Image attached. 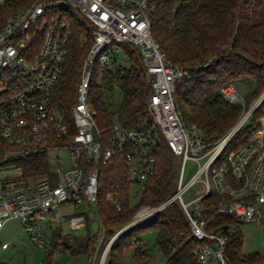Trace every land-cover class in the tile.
Wrapping results in <instances>:
<instances>
[{
  "label": "built area",
  "instance_id": "built-area-1",
  "mask_svg": "<svg viewBox=\"0 0 264 264\" xmlns=\"http://www.w3.org/2000/svg\"><path fill=\"white\" fill-rule=\"evenodd\" d=\"M9 1L0 0V9ZM156 1L22 0L21 6L8 11L0 21V137L9 146L39 145L67 136L68 123L53 104L52 93L62 74L73 20L83 19L91 37L70 111L75 134L67 146L48 149L65 150L66 163L59 156L50 163L57 177L54 183L48 175L25 177L19 166L0 167V231L6 222L16 219L32 241L45 245L48 240L41 224H62L66 217L61 206L96 208L101 167L116 155L124 157L131 184L143 189L154 172L152 147L157 137L177 158L173 193L161 205L137 212L135 220L119 229L112 239L176 203L188 223L190 237L198 242L194 250L196 263L228 264L225 248L229 230H208V209L201 201L218 197L212 213L232 218L236 226L264 222V121L247 142L235 150H226L264 102V92L246 109L233 83L220 89L225 101L242 104L243 109L234 125L216 142L207 141L200 128L187 126L176 93L192 74L188 68L173 65L151 34L150 17ZM79 41L84 43L86 36L80 34ZM123 45L130 46L141 58L148 88L145 115L137 119L133 128H127L116 120L115 113L105 134L94 120L90 84L96 68L106 69L116 63V54ZM188 164L193 171L186 179ZM194 186L198 187L193 197L185 200L184 194ZM66 220L73 230L86 224L84 213ZM111 242L102 246L96 264L106 263ZM101 244L102 236L96 249ZM8 247L9 243H0V250Z\"/></svg>",
  "mask_w": 264,
  "mask_h": 264
},
{
  "label": "trees",
  "instance_id": "trees-1",
  "mask_svg": "<svg viewBox=\"0 0 264 264\" xmlns=\"http://www.w3.org/2000/svg\"><path fill=\"white\" fill-rule=\"evenodd\" d=\"M22 0H10L0 9V21ZM151 34L175 66L188 68L191 79L177 88V101L187 126L200 128L205 139L216 142L236 122L242 112L239 103L225 101L220 89L236 80L252 76L255 88L250 100L264 91V0H157L150 17ZM90 29L82 19L73 20L72 35L68 42L62 74L57 80L52 102L64 114L68 134L62 139L39 145L9 146L0 137V167H22V175L36 177L48 175L54 183L57 177L50 170L48 149L67 146L75 128L70 116L74 104V91L83 59L91 45ZM84 34L86 41L80 43ZM127 66L113 64L106 69L96 68L90 84L89 101L94 120L102 133L108 134L116 120L127 128H133L139 117L145 115L144 100L148 92L140 56L128 45H123ZM212 60L206 66L202 64ZM122 92L119 109L113 105L114 89ZM250 100H248L250 102ZM260 112L256 109L249 124L231 139L226 147L232 151L247 142L264 121V102ZM29 147V151L26 148ZM155 168L144 183L139 200L130 203L131 182L124 157L116 155L101 167L98 183V199L95 213L102 229L97 235H87L83 240L67 245L69 236L53 234L50 248L46 251L45 264L67 250L72 254H86L90 258L97 251L102 236V246L112 240L119 230L129 224L142 207L154 208L165 202L173 193L177 172V158L160 137L152 147ZM218 197L203 199L207 207L208 230L236 228L232 218L212 213ZM118 204L120 209L117 210ZM88 231V220L84 229ZM156 229L155 245L166 264H197L194 250L198 242L190 237L188 223L176 203L165 206L147 224L131 226L111 243L105 264H127L125 251L136 244L133 264H146L147 255L140 246V232ZM237 230V229H236ZM101 232V234H99ZM68 237V238H67ZM228 264H264L258 255L241 253V235L237 230L230 234L225 248Z\"/></svg>",
  "mask_w": 264,
  "mask_h": 264
},
{
  "label": "rangeland",
  "instance_id": "rangeland-1",
  "mask_svg": "<svg viewBox=\"0 0 264 264\" xmlns=\"http://www.w3.org/2000/svg\"><path fill=\"white\" fill-rule=\"evenodd\" d=\"M81 19V18H79ZM83 20V19H82ZM116 65L127 66V58L122 50L116 54ZM236 91L242 96L244 107L247 109L251 104L261 95L262 91L258 96L254 97V100H250L251 95L255 88V80L252 76H249L245 80H236L233 82ZM122 100V92L119 88L114 89L113 93V105L115 109H119ZM250 100V102L248 101ZM242 109L243 105L241 104ZM262 107H259L258 111ZM59 156L63 163H66L67 154L65 150L48 152L50 163H54L55 158ZM193 168L186 167V179L191 175ZM198 186H194L188 192L184 194V199L189 200L193 197V194ZM142 188L139 185L131 184L130 186V203L135 204L139 200L140 192ZM142 206L137 212L145 208ZM60 211L64 217L68 218L71 215L78 213H84L88 220V231L86 228L73 230L69 227L68 222L62 221V224H41V230L45 234V238L48 240L45 245L39 246L36 242L32 241L30 236L26 233L21 223L14 219L6 222L4 227L0 231V243L7 242L9 247L6 250H0V264H45L46 251L50 248L53 239V234L58 232L62 235L69 236L67 245L72 246L73 244L83 240L87 235H97L98 228L101 230L102 225L95 213V209L90 208L88 205L74 206L73 204H64L60 207ZM136 215V214H135ZM135 220V216L131 222ZM130 222V223H131ZM129 223V224H130ZM147 224L141 223L134 225L140 227ZM128 225V224H127ZM50 227V228H49ZM241 235V253L244 256L258 255L264 258V222H247L239 223L236 228L232 227L229 229V233L233 234L237 230ZM118 230H116L117 232ZM101 234V232H99ZM156 229L148 228L140 232V246L147 255L146 264H166L165 259L161 255L160 251L155 245ZM68 238V237H67ZM79 240V241H78ZM136 244H132L124 253V260L127 264L134 263V250ZM102 249V245L94 255L91 256V264H96L95 261L98 259V254ZM89 259L86 254H72L70 251L65 253L56 254L50 264H88Z\"/></svg>",
  "mask_w": 264,
  "mask_h": 264
},
{
  "label": "water",
  "instance_id": "water-1",
  "mask_svg": "<svg viewBox=\"0 0 264 264\" xmlns=\"http://www.w3.org/2000/svg\"><path fill=\"white\" fill-rule=\"evenodd\" d=\"M117 236H118V235H117ZM117 236H116V237H117ZM116 237H115V238H116ZM115 238H114V239H115ZM114 239H112V241H113ZM111 243H112V242H111Z\"/></svg>",
  "mask_w": 264,
  "mask_h": 264
}]
</instances>
